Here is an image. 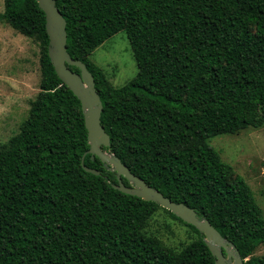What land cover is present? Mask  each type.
Instances as JSON below:
<instances>
[{
	"label": "trees",
	"instance_id": "obj_1",
	"mask_svg": "<svg viewBox=\"0 0 264 264\" xmlns=\"http://www.w3.org/2000/svg\"><path fill=\"white\" fill-rule=\"evenodd\" d=\"M55 3L67 51L86 64L102 101L110 138L102 148L207 218L243 264H264V253L254 254L264 243L262 209L209 144L217 134L264 125V0ZM0 22L37 42L40 69L39 91L18 131L0 142V264H215L195 226L120 191L116 172L85 153L81 103L50 62L36 0H4ZM120 30L137 73L116 86L89 56ZM83 154L98 174L83 168ZM159 208L186 225L191 240L175 248L151 230Z\"/></svg>",
	"mask_w": 264,
	"mask_h": 264
},
{
	"label": "rangeland",
	"instance_id": "obj_2",
	"mask_svg": "<svg viewBox=\"0 0 264 264\" xmlns=\"http://www.w3.org/2000/svg\"><path fill=\"white\" fill-rule=\"evenodd\" d=\"M3 7L4 0H0V12ZM89 58L105 70L116 86L125 84L137 73V63L124 30L106 38ZM39 78L37 42L0 22V142L18 131L31 99L39 91ZM209 144L220 153L222 160L232 165L234 174L245 179L264 216V125L248 127L237 133L217 134L209 139ZM150 229L175 248L193 236L186 225L162 208L153 215ZM263 253L264 243L255 249L254 254Z\"/></svg>",
	"mask_w": 264,
	"mask_h": 264
},
{
	"label": "water",
	"instance_id": "obj_3",
	"mask_svg": "<svg viewBox=\"0 0 264 264\" xmlns=\"http://www.w3.org/2000/svg\"><path fill=\"white\" fill-rule=\"evenodd\" d=\"M36 2L45 14V29L48 35L47 52L50 62L58 77L81 103L89 144L85 153H90L91 158L98 156L105 165H108L109 169L116 172L118 183L114 186L120 191L155 201L184 222L195 226L204 234L205 242L215 257V264H243V259L233 242L224 238L207 218L200 217L196 210L187 204L164 196L158 189L146 183L143 178L131 172L119 157L102 148V146H109L110 138L100 121L102 101L95 88L94 77L84 62L73 59L68 53L66 21L56 6L55 0H36ZM67 64L78 67L79 72L73 71ZM84 154L81 158L83 168L98 174V169L84 165ZM121 176L125 177L130 184H124Z\"/></svg>",
	"mask_w": 264,
	"mask_h": 264
}]
</instances>
